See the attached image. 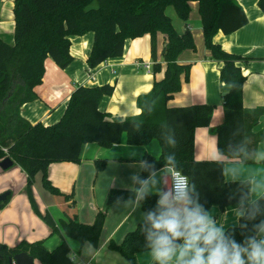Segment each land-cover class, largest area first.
Here are the masks:
<instances>
[{
	"label": "trees",
	"instance_id": "1",
	"mask_svg": "<svg viewBox=\"0 0 264 264\" xmlns=\"http://www.w3.org/2000/svg\"><path fill=\"white\" fill-rule=\"evenodd\" d=\"M98 2L96 7L91 5ZM191 2L199 3V13L206 47L211 57L223 62L221 80L230 85L224 96V122L214 129L217 147L222 155L240 159L246 164L256 160V148L264 133L253 132L254 126L264 116V107L246 109L242 102L245 76L237 63L242 56L232 54L214 42L215 35L222 31L230 34L248 22L246 14L236 0H15L14 45L0 38V161L10 157L27 174V193L34 212L50 227L53 234H59L62 242L52 251L44 241L21 242L11 248L0 243V261L8 264L9 258L20 252H27L41 264H78L69 259L71 248L64 238L67 236L81 244L86 242L98 246L106 212L99 211L92 224L81 222L76 215L66 216L58 222L50 212L44 214L34 198L35 176L42 175V184L53 194L63 195L69 201L72 195L63 194L49 177L48 169L53 162H79L82 148L87 143L110 148L120 143L124 134L129 145H148L158 141L161 154L158 158L145 155L143 161L154 164L155 170L164 167L165 157H176L175 167L189 178V197L204 208L216 205L224 209L238 204L242 196L250 193L248 181H226L224 162L195 160L194 133L198 127L210 124L214 107L210 104H195L169 107L168 101L181 90L182 75L188 77L189 64H180L178 56L184 50L196 49L190 31L180 34L166 8L173 6L183 21L189 19ZM264 12V0H259ZM94 34V41L87 60L94 68L109 58L121 57L125 43L149 34L152 38V59L154 72L161 69L156 49L158 33L166 36L161 57L166 63L163 79L155 81L150 92L137 98L141 113L128 117H111L100 110L104 96L114 93L110 84L101 86L79 85L72 92L61 119L52 125H32L21 116L23 104L37 98L35 88L42 83L45 74V60L51 57L60 68H66L73 60L70 54L71 36ZM176 146L168 144V139ZM6 149V151H5ZM96 169L102 171L106 161L97 160ZM139 177L147 179L149 171L142 169ZM139 184L136 182L135 188ZM134 189H112L107 198V208L117 196L125 201L134 196ZM0 202V210L10 201ZM158 196L147 194L141 202L144 212L156 207ZM264 219V194L258 199ZM75 201L73 200L72 204ZM248 207L247 203L244 205ZM240 219L239 224L244 223ZM140 223L126 234L120 244L111 242L109 247L118 251L128 264H138L137 254L146 252L143 247L145 236L140 232ZM238 224V225H239ZM235 229L236 239L241 240L239 226Z\"/></svg>",
	"mask_w": 264,
	"mask_h": 264
},
{
	"label": "crops",
	"instance_id": "2",
	"mask_svg": "<svg viewBox=\"0 0 264 264\" xmlns=\"http://www.w3.org/2000/svg\"><path fill=\"white\" fill-rule=\"evenodd\" d=\"M236 2L244 10L248 22L230 34L219 31L214 37V42L229 53L249 58L237 63L245 76L243 106L246 109L264 107V12L259 7V0ZM14 6L15 0H0V38L10 45L15 43ZM169 7L166 8V14ZM190 7L187 21L181 20L177 13L176 16L169 15L178 33L183 34L187 30L192 33L196 49L184 50L178 56V62L189 64L190 71L188 77L182 75L181 90L173 95L167 105L177 107L210 104L214 107L209 126L198 127L194 133V157L197 161L198 157H203L213 147L218 148L214 129L224 122V96L228 93L230 85L220 77L223 62L213 59L206 47L199 3L191 2ZM70 40L72 62L66 68H60L51 57L45 60L42 83L35 88L37 98L22 105L21 116L32 125L55 124L63 116L70 96L77 86L104 84L113 86L114 93L103 97L100 103L102 112L111 117L122 118L140 114L137 98L150 92L154 82L163 79L165 75L166 63L161 54L167 42L166 36L158 33L156 37L157 55L161 63L158 72L153 69L152 38L149 34L127 40L121 57L109 58L94 68L87 64L94 34L89 32L82 36L75 35L71 36ZM140 63H151V67L147 69ZM88 73L95 76V79L84 80ZM253 132L264 133V116L254 126ZM213 137L216 138L215 144ZM146 154L155 158L160 156L161 147L158 141L153 140L148 145H129L124 134L120 143L110 148L97 143L85 144L79 162L51 163L48 177L63 194H73V199L69 201L62 197L63 200L55 201L51 196L41 195L43 192L36 183L38 174L35 176L32 190L39 209L43 214L50 212L57 222L66 219V216L76 215L81 222L92 224L99 211L106 212V222L98 246L89 242L81 244L64 236L76 263L128 264L118 251L109 247V244H120L127 233L143 222L140 214L144 211L140 207L132 212L123 204L117 207L114 203L107 208V198L112 189H134L136 182L131 177L140 175L143 169L140 166L141 161ZM97 160L106 161V167L102 171L96 169ZM219 161L224 162L226 181H248L252 199L257 200L264 194V140L259 142L256 148L254 163L246 164L240 159L225 155H222ZM163 168L156 171L157 181L161 180L160 170ZM39 175L42 179L41 173ZM157 188H162V185L158 183ZM5 191H11V197L7 205L0 210V243L13 248L23 241L33 243L43 240L48 250H54L62 242V237L53 234L50 227L34 212L27 193V174L16 164L8 170L0 167V194ZM148 194H153L151 184ZM54 206L60 209L58 215H54L52 211ZM238 209L239 204L224 209L214 205L208 212L217 220L218 225L222 223L228 229L239 224ZM137 262L152 264L147 251L137 254ZM34 264L41 263L35 259Z\"/></svg>",
	"mask_w": 264,
	"mask_h": 264
},
{
	"label": "clouds",
	"instance_id": "3",
	"mask_svg": "<svg viewBox=\"0 0 264 264\" xmlns=\"http://www.w3.org/2000/svg\"><path fill=\"white\" fill-rule=\"evenodd\" d=\"M212 141L215 144L216 138ZM168 144L175 147L176 141L169 138ZM203 159L219 161L222 154L213 147L203 157H198L197 162ZM175 164L174 155L166 156L164 168L160 170L161 180L157 181L154 164L141 161L140 166L149 171V177L141 179L133 175L132 180L139 184L134 196L127 201L122 196L114 200L115 206L123 204L135 212L142 206L149 185H152L153 194L158 196L156 207L140 214L145 222L140 227L145 236L143 247L152 264H264V219L254 222L261 215L258 200L248 193L238 201L237 220L245 222L238 225L242 239L237 240L234 228L229 230L222 223L218 225L203 205L190 199L188 177L182 175ZM169 175L173 179L172 188L163 192L157 184L166 186ZM68 258L72 259L71 253Z\"/></svg>",
	"mask_w": 264,
	"mask_h": 264
},
{
	"label": "water",
	"instance_id": "4",
	"mask_svg": "<svg viewBox=\"0 0 264 264\" xmlns=\"http://www.w3.org/2000/svg\"><path fill=\"white\" fill-rule=\"evenodd\" d=\"M15 165V161L10 158L6 157L3 160L0 161V167L3 170H8L12 168ZM169 189H171V177L168 176V182L166 186L162 185L163 192H168ZM11 194V191H5L0 194V202H4L7 200L9 195ZM34 257H32L27 252H20L15 254L13 257L9 258V264H34Z\"/></svg>",
	"mask_w": 264,
	"mask_h": 264
},
{
	"label": "rangeland",
	"instance_id": "5",
	"mask_svg": "<svg viewBox=\"0 0 264 264\" xmlns=\"http://www.w3.org/2000/svg\"><path fill=\"white\" fill-rule=\"evenodd\" d=\"M98 5V2L97 1H94V3L91 5L92 7H96ZM173 14V16H176V11H175V9H174V7L173 6H170L169 8H168V10H167V15L169 16V15H172ZM37 179V181H36V183L38 184V188L40 189V191L41 192H43V193H41V195L42 194H45V195H48V196H51L55 201H59V200H63L62 198H64V196L63 195H57V194H51V193H49V191L48 190H46L45 188H44V186H43V184H42V179H41V177H40V175L38 174L37 175V177H36ZM44 196V195H43ZM62 197V198H61ZM59 208L57 207V206H54V208L52 209V211H53V213H54V215H58V213H60L59 212ZM61 216V215H60Z\"/></svg>",
	"mask_w": 264,
	"mask_h": 264
},
{
	"label": "built area",
	"instance_id": "6",
	"mask_svg": "<svg viewBox=\"0 0 264 264\" xmlns=\"http://www.w3.org/2000/svg\"><path fill=\"white\" fill-rule=\"evenodd\" d=\"M140 65H143L147 69H150V67H151V63H146V64H141L140 63ZM94 79H95V76H93L91 73H88L86 75V77L84 78V80H91V81L94 80ZM5 151H6V149H5ZM181 173H182V175H185L183 172H181ZM185 176H187V175H185ZM172 185H173V179L171 177V188H172ZM188 185H189V178H188ZM188 193H189V188H188Z\"/></svg>",
	"mask_w": 264,
	"mask_h": 264
},
{
	"label": "flooded vegetation",
	"instance_id": "7",
	"mask_svg": "<svg viewBox=\"0 0 264 264\" xmlns=\"http://www.w3.org/2000/svg\"><path fill=\"white\" fill-rule=\"evenodd\" d=\"M0 264H4V263H2V261H0ZM6 264V263H5ZM8 264H9V261H8Z\"/></svg>",
	"mask_w": 264,
	"mask_h": 264
}]
</instances>
